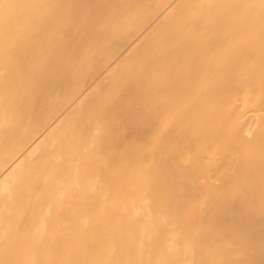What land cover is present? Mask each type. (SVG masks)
<instances>
[{"label":"bare ground","instance_id":"obj_1","mask_svg":"<svg viewBox=\"0 0 264 264\" xmlns=\"http://www.w3.org/2000/svg\"><path fill=\"white\" fill-rule=\"evenodd\" d=\"M0 264H264V0H0Z\"/></svg>","mask_w":264,"mask_h":264}]
</instances>
